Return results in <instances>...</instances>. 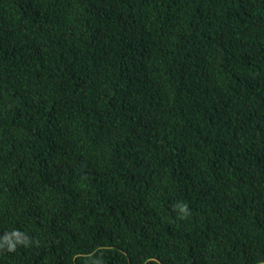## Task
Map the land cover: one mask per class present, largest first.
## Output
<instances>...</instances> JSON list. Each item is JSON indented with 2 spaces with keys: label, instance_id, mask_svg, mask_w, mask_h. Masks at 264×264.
Returning a JSON list of instances; mask_svg holds the SVG:
<instances>
[{
  "label": "trees",
  "instance_id": "obj_1",
  "mask_svg": "<svg viewBox=\"0 0 264 264\" xmlns=\"http://www.w3.org/2000/svg\"><path fill=\"white\" fill-rule=\"evenodd\" d=\"M0 243L264 264V0H0Z\"/></svg>",
  "mask_w": 264,
  "mask_h": 264
},
{
  "label": "clouds",
  "instance_id": "obj_2",
  "mask_svg": "<svg viewBox=\"0 0 264 264\" xmlns=\"http://www.w3.org/2000/svg\"><path fill=\"white\" fill-rule=\"evenodd\" d=\"M182 211L187 214L188 208L186 204L183 205ZM3 239L7 244L8 251H15L17 244L27 245L29 242V238L19 230H13L10 233H5ZM4 245V243H0V248H3Z\"/></svg>",
  "mask_w": 264,
  "mask_h": 264
}]
</instances>
